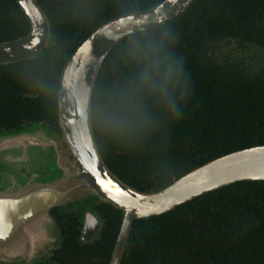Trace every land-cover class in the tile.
<instances>
[{"label": "trees", "instance_id": "obj_1", "mask_svg": "<svg viewBox=\"0 0 264 264\" xmlns=\"http://www.w3.org/2000/svg\"><path fill=\"white\" fill-rule=\"evenodd\" d=\"M50 22L52 44L31 60L0 66V131L57 125L59 77L76 48L114 18L163 0H35ZM16 0H0V43L29 33ZM181 68L167 98L130 95L142 61L134 51ZM251 54L245 62L243 54ZM91 127L108 169L146 192L166 187L221 156L264 146V0H193L173 20L127 36L104 60L92 90ZM98 235L79 240L74 213L59 216L57 264H108L121 212L100 203ZM120 264H264V182L208 192L130 228Z\"/></svg>", "mask_w": 264, "mask_h": 264}, {"label": "water", "instance_id": "obj_2", "mask_svg": "<svg viewBox=\"0 0 264 264\" xmlns=\"http://www.w3.org/2000/svg\"><path fill=\"white\" fill-rule=\"evenodd\" d=\"M192 1L163 0L151 9L114 18L95 29L60 72L57 95L60 133L41 123L17 131H0V163L30 168L27 189L30 194L26 197L29 216L31 221L40 220L46 225V236L31 240L32 260L47 257L59 244L58 231L49 216L56 206L97 199L121 212V225L109 260V264H120L135 220L157 217L235 183L264 182V146L216 158L154 192L126 185L108 169L98 152L91 127V98L104 60L119 41L173 20ZM16 2L29 21L30 30L20 39L0 43V66L34 59L52 44L50 22L37 2ZM81 225L80 240L91 241L99 229L97 216L86 211Z\"/></svg>", "mask_w": 264, "mask_h": 264}, {"label": "flooded vegetation", "instance_id": "obj_3", "mask_svg": "<svg viewBox=\"0 0 264 264\" xmlns=\"http://www.w3.org/2000/svg\"><path fill=\"white\" fill-rule=\"evenodd\" d=\"M30 173L29 167H9L0 163V264H57L52 259V253L60 245L59 216L76 214L80 227L79 240L82 233L81 220L86 211L95 214L99 221V229L93 239L96 238L101 227V218L95 210L100 204L97 199H87L74 205L68 203L64 206H56L49 211V216L58 231L59 244L47 257L32 260V238L37 241L45 237L47 232L43 221H31L29 216L30 208L26 197L30 194L27 190L30 188ZM42 177L44 176H38L39 179Z\"/></svg>", "mask_w": 264, "mask_h": 264}, {"label": "clouds", "instance_id": "obj_4", "mask_svg": "<svg viewBox=\"0 0 264 264\" xmlns=\"http://www.w3.org/2000/svg\"><path fill=\"white\" fill-rule=\"evenodd\" d=\"M133 56H138L142 67L130 95L122 98L119 103L126 107V111L134 114L136 108L135 97L143 89L156 93L166 99L170 87H175L181 68L178 63H173L167 57H159L145 50L142 53L134 51Z\"/></svg>", "mask_w": 264, "mask_h": 264}, {"label": "rangeland", "instance_id": "obj_5", "mask_svg": "<svg viewBox=\"0 0 264 264\" xmlns=\"http://www.w3.org/2000/svg\"><path fill=\"white\" fill-rule=\"evenodd\" d=\"M243 60L245 61V62H250L251 61V54H249V52L248 53H244L243 54ZM45 169V168H44ZM46 171H49L48 169H45Z\"/></svg>", "mask_w": 264, "mask_h": 264}, {"label": "snow or ice", "instance_id": "obj_6", "mask_svg": "<svg viewBox=\"0 0 264 264\" xmlns=\"http://www.w3.org/2000/svg\"><path fill=\"white\" fill-rule=\"evenodd\" d=\"M161 210H163V209H161Z\"/></svg>", "mask_w": 264, "mask_h": 264}]
</instances>
